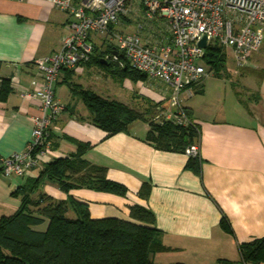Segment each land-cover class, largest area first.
<instances>
[{
  "label": "crops",
  "instance_id": "0c3cea01",
  "mask_svg": "<svg viewBox=\"0 0 264 264\" xmlns=\"http://www.w3.org/2000/svg\"><path fill=\"white\" fill-rule=\"evenodd\" d=\"M69 20L46 0H0V89L3 79L9 89L0 96V156L23 150L29 141L31 117L38 113L39 102L21 97L20 92L31 88L33 79L39 80L41 73L33 61L61 47ZM246 66L250 74L258 73L254 96L243 99L238 91V99L229 80L227 106L219 94L220 102L203 111L192 100L188 103L189 98L182 99L199 127L197 169L187 168V154L158 149L146 141V122L134 121L126 132L106 136L61 83V73L54 90L64 110L50 127L56 147L27 176L0 174V218L11 216L20 206L21 197L13 191L27 177H36L45 162L76 152L77 142H84L88 144L84 158L105 167L109 179L125 185L126 196L89 189L66 193L47 180L40 187L42 193L55 200L72 197L86 204L92 218L132 220L130 208L141 205L152 212L154 226L162 231L166 245L178 249L189 242L207 244L214 248L212 260L238 262V244L264 236V54L252 53ZM85 72H90L88 67ZM122 83L130 93L115 91L116 95L133 93L158 106L166 96L165 86L148 79L137 81L138 89L125 79ZM198 95L204 99L203 87ZM142 185L145 195H140ZM68 216H73L71 210ZM222 216L230 223L231 233L220 227ZM175 255L160 254L156 264H174ZM207 260L198 263L209 264Z\"/></svg>",
  "mask_w": 264,
  "mask_h": 264
},
{
  "label": "built area",
  "instance_id": "2783aa9c",
  "mask_svg": "<svg viewBox=\"0 0 264 264\" xmlns=\"http://www.w3.org/2000/svg\"><path fill=\"white\" fill-rule=\"evenodd\" d=\"M46 1L70 20L61 47L33 61L39 80L20 92L23 98L37 99L39 110L31 117L25 148L0 156V174L6 178L27 176L52 153L50 127L64 109L54 89L63 69L82 72L96 52L106 62L128 65L167 90L155 120L187 125L182 99L190 98L208 73V45L229 49L241 68L264 42V0ZM203 38L205 47L199 44ZM184 153L199 156V144Z\"/></svg>",
  "mask_w": 264,
  "mask_h": 264
},
{
  "label": "trees",
  "instance_id": "16d2710c",
  "mask_svg": "<svg viewBox=\"0 0 264 264\" xmlns=\"http://www.w3.org/2000/svg\"><path fill=\"white\" fill-rule=\"evenodd\" d=\"M204 59L207 69L215 76L228 77L222 72L226 64V52L222 46L209 44ZM101 61L102 54L96 52L85 66H97L119 81L125 78L133 82L147 80L144 73L128 65L119 67L115 63ZM61 73V83L84 105L90 122L103 130L106 136L126 132L134 121H144L149 127L145 139L158 149L184 153L188 146L198 143L199 127L188 107L183 105L190 121L187 125L170 120H150L146 113L114 97L84 88L73 80V76L78 74L73 70L63 69ZM232 86L239 99L235 84ZM202 87V84L195 86L193 93H202ZM8 90V81L3 79L0 96ZM49 138L55 149L56 141L50 132ZM87 148V143L77 142L76 152L45 162L36 177H27L13 191V195L21 197V203L11 216L0 218V264H156L155 254L173 250L164 243L162 231L154 226L152 212L141 205L130 208L132 220L92 218L86 204L72 197L55 200L40 191L42 183L47 180L56 183L66 193L89 189L126 196L128 189L125 185L109 179L105 167L84 158ZM199 157L189 156L187 168L197 169ZM145 193L142 185L140 195ZM69 210L73 212L72 217L68 216ZM43 225L44 228H38ZM220 227L231 233L225 216L220 220ZM237 248L238 262L222 259L217 264H264V236L239 243Z\"/></svg>",
  "mask_w": 264,
  "mask_h": 264
},
{
  "label": "rangeland",
  "instance_id": "374dc122",
  "mask_svg": "<svg viewBox=\"0 0 264 264\" xmlns=\"http://www.w3.org/2000/svg\"><path fill=\"white\" fill-rule=\"evenodd\" d=\"M132 29V27H130ZM218 45V44H216ZM220 46V45H218ZM226 52V64L223 74H228V77L226 76H220L217 77L212 71L208 70L207 75L204 78V85L203 89L205 92V95L203 96L204 99H202V96L198 94H193L191 98H189L187 101L190 103V101H193V104L197 107L198 111H203L206 106L208 105H214L217 103L219 98L217 95L219 94L221 96V101L223 102L224 99L227 98L228 90H230V81L235 84L236 89L241 92V97L243 99L246 98V96H254L255 95V88H256V82L258 73L257 71H254L253 74H250V71L248 70V67L245 65L244 67L237 68L233 61H232V55L229 49L224 48ZM256 53H263L264 54V42L261 46V48ZM88 67V70L90 72L87 74L85 72V68ZM82 72L78 73L81 75H74L73 80L80 85H82L84 88H92L97 93L101 94L102 96H110L114 98H120L124 99L125 102H128L127 104L136 109L137 111L147 115L148 119L153 120L157 116L158 108L154 104L150 103L148 100L142 97L133 95H116L115 91L127 92L128 94L130 91H126L124 89H128V86L122 81L117 80L113 77L112 74L107 73L105 70L98 68L97 66L90 65L85 66ZM85 72V73H84ZM84 73V74H83ZM245 75V78L244 76ZM124 80V79H123ZM125 80L130 84V87L134 89H138L139 86L136 82L131 81L128 78H125ZM230 80V81H229ZM123 85V86H121ZM123 89V90H122ZM237 99V98H236ZM220 102V100H219ZM228 102L227 99L225 100V106H227ZM144 122V121H143ZM142 124V123H140ZM164 241V239H163ZM165 243V242H164ZM169 246V245H168ZM173 248L172 251L166 252L164 254H178L175 255V263L180 264H199V261H202V259L207 260L209 264H217L218 260H222L223 258H213V251L214 248L212 246H208L207 244H200L196 242H189L187 244H183V246H180L178 249L175 247L170 246ZM179 252V253H178ZM163 254V253H161ZM160 254L154 255V261L156 263V257ZM226 260V259H223ZM239 261V260H238ZM204 262V260H203ZM206 263V261L204 262Z\"/></svg>",
  "mask_w": 264,
  "mask_h": 264
},
{
  "label": "water",
  "instance_id": "95a60500",
  "mask_svg": "<svg viewBox=\"0 0 264 264\" xmlns=\"http://www.w3.org/2000/svg\"><path fill=\"white\" fill-rule=\"evenodd\" d=\"M199 44H200L202 47H205V46H206V40H205V38L201 39V41L199 42ZM101 62L106 63L105 60H103V61H101Z\"/></svg>",
  "mask_w": 264,
  "mask_h": 264
}]
</instances>
